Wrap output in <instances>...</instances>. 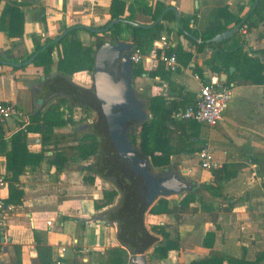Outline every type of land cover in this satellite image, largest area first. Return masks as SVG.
Returning a JSON list of instances; mask_svg holds the SVG:
<instances>
[{
  "label": "crops",
  "instance_id": "crops-1",
  "mask_svg": "<svg viewBox=\"0 0 264 264\" xmlns=\"http://www.w3.org/2000/svg\"><path fill=\"white\" fill-rule=\"evenodd\" d=\"M122 1L129 8L130 3L135 0ZM136 1L140 3V8L132 13L133 23L150 25V14L145 13V10L153 12L158 3L164 8L159 16H162L160 22L168 31L171 30L170 34L163 31L161 37L166 38L168 47L179 45L184 51L194 55L189 67L180 66L170 74V86L160 79L153 81L146 75L137 77V81L141 80L144 85L139 90L141 95L147 98L157 92L165 95L166 89L171 88L172 97L181 93L192 104L198 96L201 83L211 81L218 84L221 76H225L226 80L225 74L219 78L210 73L204 65L208 55L196 54L193 48L195 40L192 36H182L179 33V22L180 19H185L189 22L190 29L202 32L214 11L226 7L234 16L244 18L252 0ZM111 2L112 0H0V16L10 4H17L23 15V32L20 38L9 37L7 31H0V52L10 51L16 63H21L35 52L37 45H43L69 28L77 27L80 29H75L74 37L83 46L96 50V37L81 27H103L110 20ZM134 8H137L135 4ZM168 11L174 12L175 20L172 23L163 21ZM127 15L129 11L126 9L122 13V19ZM229 28L231 30L235 27L231 24ZM241 34L248 42L247 48L252 51L264 49V27L259 26L246 35L241 31ZM122 38V41L132 44L128 30L122 33ZM142 57L143 68L148 72L156 64L155 49L142 54ZM52 59L48 77L41 67L27 65L14 68L0 64V102L14 104L26 114L42 108L48 99L44 83L49 77L59 74L56 69L57 51L53 53ZM195 68L202 70L199 81L195 79L198 76L193 72ZM71 81L82 88L92 86L91 73L87 71L74 73ZM149 85L152 86L151 90ZM218 85L230 91V102L222 114V120L215 127L201 126L200 138L210 146L221 167H226L229 171L235 170V166L242 167L234 178L222 182L221 196L200 191L199 200L192 205L195 211L184 214L178 223L171 215L145 214L146 228L147 225L161 226L163 229L156 231L157 233H164V236L168 235L179 243V249L170 251L160 264H181L177 263L180 257L183 258L182 264H189L208 258L214 252L226 258L244 257L245 260L254 262L256 254L264 253V85L237 86L232 83L228 88ZM175 100L180 102L181 98L175 96ZM19 125V120H9L5 126L0 127L1 136L8 140ZM3 127L5 133L1 129ZM38 138L34 134L28 135L29 152L41 150V145L35 144ZM57 152L48 147L44 161L18 177L16 185L23 191V204L0 218V244L5 245L3 254H0V264L4 260L5 263L10 262L15 254L16 264H34V232L43 244L51 247L55 264H100V257L105 251L119 247L115 224L102 221L101 212L95 211L93 207L94 201L101 199L102 192L108 188L98 177L93 186L84 185L83 176L86 172L83 167L86 164L69 168L65 164L62 171L57 172L49 160ZM169 166L182 180L190 179L188 185L191 188L194 185L200 187L202 184H213L211 173L198 169L195 154L172 156ZM0 176L4 179L8 176L1 155ZM7 195L6 185L0 188V198L5 201ZM183 195H170L160 199L174 203ZM207 233L213 234L211 249L203 246ZM155 237L161 242L158 234Z\"/></svg>",
  "mask_w": 264,
  "mask_h": 264
},
{
  "label": "trees",
  "instance_id": "trees-1",
  "mask_svg": "<svg viewBox=\"0 0 264 264\" xmlns=\"http://www.w3.org/2000/svg\"><path fill=\"white\" fill-rule=\"evenodd\" d=\"M134 4L137 7L134 8ZM140 8V3L132 1L129 8L122 0H112L110 7V20L100 28H89L90 35L96 37V49L105 42H115L122 40V33L125 30L130 32L132 46L142 54L155 49V66L148 72L143 68L142 62L133 64V80L142 75H146L153 81L159 79L167 82L170 86V70L160 61L161 51L155 46L160 40L161 33L167 30L160 22L153 28L132 27L131 25L115 24L108 31L100 33L113 20H126L133 23L132 13ZM129 15L123 17L125 10ZM143 10V8H142ZM164 8L158 3L155 4L154 11L150 14L149 22L152 25L160 16ZM241 9L239 10V12ZM175 20L174 12L168 11L163 18L164 22L172 23ZM239 26V30L230 38L224 39L220 43H213L211 40L229 30V25ZM147 25V26H150ZM144 26V25H142ZM180 31L182 36H192L195 40L193 48L196 54L205 53L208 55L204 65L210 73L217 75H227L225 81L218 80V84L229 87L234 85H264V49L252 51L247 48L248 42L241 34L245 28L247 33H251L259 26L264 27V0H252L250 9L244 18L234 16L226 7L214 11L206 22L205 29L197 32L189 28V22L180 19ZM70 29V28H69ZM232 29V28H231ZM7 31L9 37L22 36L23 15L17 4H10L1 13L0 31ZM74 32L55 43L48 45L54 40H47L43 45H37L36 50L21 63L27 61L35 53H38L45 46L46 49L39 53L30 64L41 67L45 76L50 75L53 64L52 55L58 53L57 72L55 77H49L44 83L47 101L43 107L34 113H29V123L24 130L20 127L5 140L0 134V155L3 157L4 169L8 176L5 178L8 187V195L5 203L14 207L23 204V191L16 185L18 177L25 173L27 169L38 167L45 157L48 147L58 151L51 164L55 166L57 172H61L65 165L63 152L73 151L75 157L83 162L93 163L83 167L86 175L83 176V183L93 186L95 178L108 180L113 183V188L102 192V197L94 201L95 211L101 212V220L106 224H118L116 239L118 248L106 251L107 257L101 259V264H128L129 255H143L153 248V254L162 261L167 258L170 251L178 250V241L172 240L168 235L164 236V241L155 240L153 232L163 229L161 226H151L147 230L144 224L145 214L160 215L166 214L174 217L178 223L181 217L187 213H193L195 209L192 205L199 200L200 191L209 192L213 196H221L222 182L228 181L236 176L237 171L242 166H235V170L229 171L226 167L209 171L213 178V184H202L200 187L194 185L191 190L184 193L180 200L169 203L165 199H159L148 210L141 209V203H136L135 197L129 188L121 186L120 178L116 172L111 171L110 153L108 152V137L105 132L104 111L97 102L90 96V89H84L74 84L72 76L74 73L87 71L92 74L94 59L92 54L95 50L88 46H83L74 37ZM165 55L174 54L177 62L183 68L189 67L194 55L184 51L181 46L168 47L164 51ZM0 62L16 63L10 51L0 52ZM234 72L230 73V69ZM198 77H202L201 69H193ZM211 84V81L205 82ZM92 88V87H91ZM171 88L166 89V94L157 92L150 95L146 100V112L149 118L137 127H132L129 131V141L145 157L149 159L150 165L154 169L170 167V158L182 154H194L201 151L207 145L200 138L201 126L193 121H178L172 118L174 111L178 107L189 105L186 95H175L181 98L180 102L175 100V96L170 94ZM79 109L82 116L75 120L74 110ZM95 115V120L92 119ZM89 121H91L89 123ZM83 124L82 131L80 126ZM70 126L72 131L67 134H58L55 129ZM79 126V127H78ZM39 136L41 150L39 152L28 151V135ZM120 200L116 203V198ZM104 211V209H106ZM1 239V231H0ZM34 242L36 250V261L34 264H55L52 258V249L43 244L34 232ZM213 244V234L207 233L203 240V246L211 249ZM74 264V263H72ZM189 264H264V253L256 254L254 262L244 259L226 258L219 253H211L210 257Z\"/></svg>",
  "mask_w": 264,
  "mask_h": 264
},
{
  "label": "water",
  "instance_id": "water-1",
  "mask_svg": "<svg viewBox=\"0 0 264 264\" xmlns=\"http://www.w3.org/2000/svg\"><path fill=\"white\" fill-rule=\"evenodd\" d=\"M161 19L162 16L150 26H142L126 20H113L104 30L99 32H106L115 24L149 29L157 25ZM81 28L89 30L87 27ZM75 29H80V27L67 30L48 45L61 40ZM238 30L239 26H236L215 36L211 42L220 43L224 39L230 38ZM47 46L23 63L7 64L0 62V64L14 68L30 65ZM131 56L132 44L128 42L121 40L101 44L92 54L94 59L91 74L92 88L84 89H90L91 99L101 105L104 111L111 171L117 173L121 186L130 189L136 203H141V209L145 211L151 208L158 199L170 195L181 196L191 190V187L188 185L190 179L182 180L169 167L161 172H154L149 159L142 155L129 141L130 129L139 126L149 118L145 104L137 99L134 92ZM233 70L234 68H231L230 72ZM224 80L225 76H221V81ZM115 227L118 230V224L115 223ZM128 264L148 263L145 254H143L138 256L129 255Z\"/></svg>",
  "mask_w": 264,
  "mask_h": 264
},
{
  "label": "built area",
  "instance_id": "built-area-1",
  "mask_svg": "<svg viewBox=\"0 0 264 264\" xmlns=\"http://www.w3.org/2000/svg\"><path fill=\"white\" fill-rule=\"evenodd\" d=\"M242 33L244 35L247 34L245 28L242 30ZM155 46L161 51L160 61L165 65V68L171 72H176L180 67L176 56L174 54L167 56L164 53L168 48L166 38L161 37ZM142 60L143 57L140 50L133 47L131 56L132 64H139ZM195 79L199 81L198 76H195ZM230 99V91L221 88L216 82H211V84L201 83L195 102L185 107H178L174 111L172 118L178 121L189 120L199 125L213 128L222 120V114L226 110ZM28 117V114L14 104L0 102V125L5 124L11 119H16L19 120L20 125L18 127L25 131L29 123ZM39 143L40 141L38 138L35 144ZM197 167L201 171H211L221 168V164L215 160L213 151L209 145H205L201 151L198 152ZM6 185L5 179L0 176V188H4ZM13 208L14 206L6 204L5 201L0 198V218L10 213Z\"/></svg>",
  "mask_w": 264,
  "mask_h": 264
},
{
  "label": "rangeland",
  "instance_id": "rangeland-1",
  "mask_svg": "<svg viewBox=\"0 0 264 264\" xmlns=\"http://www.w3.org/2000/svg\"><path fill=\"white\" fill-rule=\"evenodd\" d=\"M133 85H134V92H135V94H136V97H137V99L138 100H140L141 102H143L144 104H146V99L145 98H147L145 95H141V93H140V88H143V83H142V81L141 80H138L137 81V78L135 79V80H133ZM148 88L151 90L152 89V86L151 85H149L148 86ZM82 116V113H81V111L79 110V109H75L74 110V118H75V120H78L80 117ZM92 119H93V121L95 120V115L94 114H92ZM16 120V119H15ZM91 122V121H90ZM1 126H5V124H2V125H0V127ZM79 127V126H78ZM80 128V130L82 131V129H83V124L79 127ZM2 130L3 129H5V127H3V128H1ZM56 130V133H58V134H67V133H69V132H71L72 131V128L70 127V126H67V127H64V128H59V129H55ZM3 133H5L4 132V130H3ZM195 154V156L197 155L196 153H194ZM63 155H64V158H65V164H66V166H67V168H69V167H71V166H74V165H80V164H86V165H88V164H90V163H92L93 161H90V162H83L82 160H79V159H77L76 157H75V155H74V153H73V151H71V150H66L65 152H63ZM54 156H55V154L54 155H52V156H50L51 158L49 159L50 161L51 160H53V158H54ZM65 167V166H64ZM152 170L154 171V172H161L162 170L161 169H154V168H152ZM207 172H209V171H207ZM100 179V178H99ZM100 181L104 184V186H106L107 188H108V190L109 189H112L114 186H113V183L112 182H110V181H108V180H103V179H100ZM101 188H102V186H101ZM120 200V196H118L117 198H116V203L118 202ZM0 228H2V226H1V222H0ZM147 228H148V230L151 228V225H147ZM175 230L173 229V232H174ZM176 232V231H175ZM157 234H158V236H159V238H160V241H164V233L163 234H161L160 232L159 233H157V232H153L152 233V235L154 236H157ZM162 235V236H161ZM3 248H5V245H2V244H0V254L2 255L3 254ZM105 254L103 255V256H101L100 258L102 259L103 257H107V254H106V251L104 252ZM16 256H14V258L12 257L11 259H10V262H7L6 261V263H5V260L2 262V264H16L17 263V254H15ZM145 256H146V260H147V263L148 264H160V260H158L157 259V257H156V255L155 254H153V248L152 249H150L148 252H146L145 253ZM1 259V258H0ZM100 259V260H101ZM177 263H183V258H181L180 257V260H178V262ZM100 264H101V261H100ZM105 264V263H104Z\"/></svg>",
  "mask_w": 264,
  "mask_h": 264
}]
</instances>
